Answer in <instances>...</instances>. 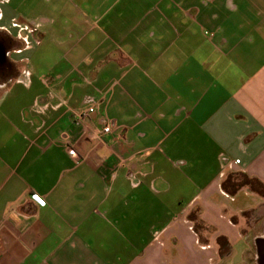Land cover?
<instances>
[{"label": "crops", "instance_id": "obj_1", "mask_svg": "<svg viewBox=\"0 0 264 264\" xmlns=\"http://www.w3.org/2000/svg\"><path fill=\"white\" fill-rule=\"evenodd\" d=\"M246 177L264 0H0V264H252Z\"/></svg>", "mask_w": 264, "mask_h": 264}, {"label": "built area", "instance_id": "obj_2", "mask_svg": "<svg viewBox=\"0 0 264 264\" xmlns=\"http://www.w3.org/2000/svg\"><path fill=\"white\" fill-rule=\"evenodd\" d=\"M19 26H20V30L24 33L23 38L27 41V39L29 37V33L33 32L34 27L29 23H24V24H21ZM37 105H38V103H37ZM40 109L44 110V107H41ZM93 110H94V107H90L86 112H84V115L88 114L89 111H93ZM111 131H112V127L110 125H106L102 129V132H104V133H109ZM235 162L239 163L240 161L236 160ZM34 197H35V199L38 198L37 200H39L40 203H44L43 199L40 198L39 195L35 194Z\"/></svg>", "mask_w": 264, "mask_h": 264}, {"label": "trees", "instance_id": "obj_3", "mask_svg": "<svg viewBox=\"0 0 264 264\" xmlns=\"http://www.w3.org/2000/svg\"><path fill=\"white\" fill-rule=\"evenodd\" d=\"M243 181H244L243 185L244 184L250 185L256 191L264 193V185L260 181L253 179V178H248V177H246ZM220 244H221L222 250L225 249L229 245L227 239L224 237L220 238Z\"/></svg>", "mask_w": 264, "mask_h": 264}, {"label": "flooded vegetation", "instance_id": "obj_4", "mask_svg": "<svg viewBox=\"0 0 264 264\" xmlns=\"http://www.w3.org/2000/svg\"><path fill=\"white\" fill-rule=\"evenodd\" d=\"M257 252L256 262L258 264H264V238H260L257 244Z\"/></svg>", "mask_w": 264, "mask_h": 264}, {"label": "rangeland", "instance_id": "obj_5", "mask_svg": "<svg viewBox=\"0 0 264 264\" xmlns=\"http://www.w3.org/2000/svg\"><path fill=\"white\" fill-rule=\"evenodd\" d=\"M259 240L260 239H256V244H254L253 246H254V248H253V251H252V253H251V256H252V261H253V263L252 264H254L255 263V257L257 256V254H258V252H257V244H258V242H259ZM236 262H237V260H235L234 261V263L233 264H236Z\"/></svg>", "mask_w": 264, "mask_h": 264}, {"label": "snow or ice", "instance_id": "obj_6", "mask_svg": "<svg viewBox=\"0 0 264 264\" xmlns=\"http://www.w3.org/2000/svg\"><path fill=\"white\" fill-rule=\"evenodd\" d=\"M38 199V198H37Z\"/></svg>", "mask_w": 264, "mask_h": 264}]
</instances>
